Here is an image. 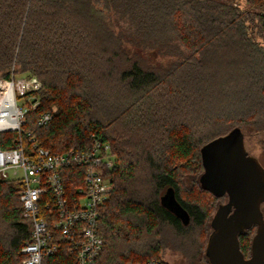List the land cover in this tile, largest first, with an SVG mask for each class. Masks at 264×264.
Returning <instances> with one entry per match:
<instances>
[{
  "label": "trees",
  "instance_id": "trees-1",
  "mask_svg": "<svg viewBox=\"0 0 264 264\" xmlns=\"http://www.w3.org/2000/svg\"><path fill=\"white\" fill-rule=\"evenodd\" d=\"M259 9L264 0H0V77L13 69L41 83L23 130L53 153L81 149L92 134L111 145L97 264L164 262L165 248L186 264H210V221L227 197L201 185V149L233 128L264 134ZM45 111L52 119L38 126ZM14 136L0 134V146ZM169 189L186 221L163 204ZM19 191L0 178V264H23L31 235ZM255 230L238 235L245 257ZM62 255L44 264H63Z\"/></svg>",
  "mask_w": 264,
  "mask_h": 264
},
{
  "label": "built area",
  "instance_id": "built-area-1",
  "mask_svg": "<svg viewBox=\"0 0 264 264\" xmlns=\"http://www.w3.org/2000/svg\"><path fill=\"white\" fill-rule=\"evenodd\" d=\"M41 83L34 76L11 70L0 77V134L15 133L8 147L0 146V178L20 183L23 216L32 222L22 247L23 264H44L62 253L63 264H97L103 239L98 226L113 189L110 171L116 159L111 145L96 134L81 149L53 153L23 130L25 115L40 103ZM45 111L37 125L49 123ZM125 264H165L147 259Z\"/></svg>",
  "mask_w": 264,
  "mask_h": 264
},
{
  "label": "water",
  "instance_id": "water-1",
  "mask_svg": "<svg viewBox=\"0 0 264 264\" xmlns=\"http://www.w3.org/2000/svg\"><path fill=\"white\" fill-rule=\"evenodd\" d=\"M204 172L201 185L216 196L226 194L210 221L205 256L210 264H264V167L249 154L244 134L233 128L227 134L208 142L201 149ZM162 202L184 221L187 213L169 189ZM256 230L245 257L240 250L238 235L250 226Z\"/></svg>",
  "mask_w": 264,
  "mask_h": 264
},
{
  "label": "rangeland",
  "instance_id": "rangeland-1",
  "mask_svg": "<svg viewBox=\"0 0 264 264\" xmlns=\"http://www.w3.org/2000/svg\"><path fill=\"white\" fill-rule=\"evenodd\" d=\"M238 2L244 3V0H237ZM260 12H264L263 9H259ZM146 59H148L150 62L154 61V55L151 53H144L143 54ZM22 76V74H18ZM23 76L29 78L31 75L24 74ZM244 145L247 150V152L254 157H256L261 165L264 167V134H244ZM200 197V199L205 204H210L212 202L210 195L208 194H196ZM161 256L163 258V261L167 264H186L184 258L182 257L181 253L178 251H173L170 248H165L161 252Z\"/></svg>",
  "mask_w": 264,
  "mask_h": 264
}]
</instances>
